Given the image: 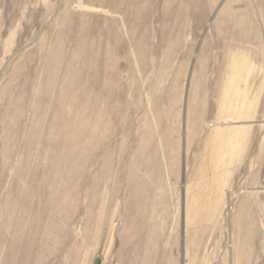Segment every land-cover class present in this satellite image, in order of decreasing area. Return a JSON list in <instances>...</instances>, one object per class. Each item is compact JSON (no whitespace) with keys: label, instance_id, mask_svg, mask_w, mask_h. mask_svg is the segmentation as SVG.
<instances>
[{"label":"rangeland","instance_id":"rangeland-1","mask_svg":"<svg viewBox=\"0 0 264 264\" xmlns=\"http://www.w3.org/2000/svg\"><path fill=\"white\" fill-rule=\"evenodd\" d=\"M0 264H264V0H0Z\"/></svg>","mask_w":264,"mask_h":264},{"label":"bare ground","instance_id":"bare-ground-1","mask_svg":"<svg viewBox=\"0 0 264 264\" xmlns=\"http://www.w3.org/2000/svg\"><path fill=\"white\" fill-rule=\"evenodd\" d=\"M139 250V249H138ZM148 250V249H147ZM137 253V252H136ZM141 253V252H140Z\"/></svg>","mask_w":264,"mask_h":264}]
</instances>
